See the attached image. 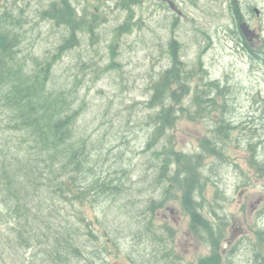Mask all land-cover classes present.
Segmentation results:
<instances>
[{
    "label": "rangeland",
    "instance_id": "obj_1",
    "mask_svg": "<svg viewBox=\"0 0 264 264\" xmlns=\"http://www.w3.org/2000/svg\"><path fill=\"white\" fill-rule=\"evenodd\" d=\"M56 1L0 0V264H264V0H171L179 14L69 0L79 14L65 49L71 29L42 14ZM238 7L260 28L251 56L235 43ZM167 72L184 111L148 144ZM221 117L235 130L220 141ZM187 160L215 235L195 234L172 181ZM71 177L88 189L79 201Z\"/></svg>",
    "mask_w": 264,
    "mask_h": 264
},
{
    "label": "trees",
    "instance_id": "obj_2",
    "mask_svg": "<svg viewBox=\"0 0 264 264\" xmlns=\"http://www.w3.org/2000/svg\"><path fill=\"white\" fill-rule=\"evenodd\" d=\"M61 4H62V7H60L59 9H56L55 6H53L54 10L50 11L49 13H45V15L48 18L49 17L55 18L57 20V22H59V23H62V24L68 23L69 24L67 19H68L69 15H71L72 10H71L70 6L67 4V1L64 0ZM237 13H239V12H237ZM72 39H73V37H71L70 40L68 41V43H66V45H63V47L65 48L66 46H68L69 42H71ZM4 48H5V41H3V38L0 36V49L4 50ZM212 85L214 87L212 89L214 91V93H215V89H217L219 91V94L223 91H225V93H226L227 88L229 87L226 85L225 86L222 85V87H225V89L222 91L220 88L221 87L220 82L215 81ZM170 90H171L170 89V80L168 78V72H167V73H164L159 78V80L153 85V87H152L153 92H152V95L148 101V106L150 108H155V107L159 108L158 112L156 113V115L154 116V118L152 120V134L149 137L150 141L148 142V144H150V142L154 143V140L161 138L165 134L166 129H168L170 127V125L174 122V120L179 117L178 113L180 112L182 114V112L184 111L183 107L179 108V109L174 108L175 104H179L177 102L179 100V91L174 90L172 92ZM179 90H181V89H179ZM203 93L204 92H201L200 95L203 96ZM200 95L198 97H200ZM206 102L210 103L211 106L213 104H215L214 99L210 98V96H208V98L206 99ZM222 107L223 108H221V109L224 112L225 111V109H224L225 105ZM56 126L58 127L59 125L56 124ZM250 128L253 132V136L251 139H253L257 130H256L254 125H251ZM55 129H57V128H55ZM213 130H214V132H213L214 138L219 139L221 141L223 138H228V136L232 132H234L235 127L231 125V123L229 122L228 119L221 117L219 119V125L216 126ZM148 144H147V146H148ZM220 144H221L220 142H218L216 144L217 149H218V146ZM249 145L253 149V152H257V149H256L257 144L252 143V141L250 140ZM260 146L261 145L259 143V148H260ZM259 152L260 151L257 152L258 155H259ZM69 158H71L69 161L70 166L74 171H80V170L82 171L81 167H83V168L88 167V166H86L89 164L88 159H87V163H84L85 162V155L84 154L79 155V154L73 153V155ZM163 161L164 162L161 166V171L164 173L166 170H168L167 168H169V165H171L170 157L165 156V159H163ZM251 162H252V164H255V161L252 160ZM258 166H260V165H258ZM181 167L184 168V171H186L188 173V175L186 177H177V175L175 174V171H173L172 181L174 180V175H175V178H177L178 183H180L183 187L184 195L182 197V207L184 209H186V211L190 214L193 231L195 232V234L197 236H199L201 238L206 237L205 235H208V236L209 235H215V232H214L215 230L213 231V229H212L213 227L209 226L210 224L208 222H206V219L202 213L203 200L201 199V197H199V194L196 193L197 189L195 190V163H191V161L187 160V161H184V165ZM260 167H262V166H260ZM262 168L264 169V167H262ZM81 173H83V172H81ZM17 177L18 176H16V178ZM74 178L75 177H71L69 179L70 181L65 182L64 185L67 186L66 194H69L70 196L74 195V197H73L74 200H80V199H82V197L84 196V194L86 193V191L88 189H86V187L85 188L82 187L81 189L74 187V186L79 185L78 179L76 181V178H75V182L71 183V180H73ZM198 183H200V180L197 181V184ZM18 192H19V190H18ZM198 264H216V263L212 260L204 259V260H201Z\"/></svg>",
    "mask_w": 264,
    "mask_h": 264
},
{
    "label": "flooded vegetation",
    "instance_id": "obj_3",
    "mask_svg": "<svg viewBox=\"0 0 264 264\" xmlns=\"http://www.w3.org/2000/svg\"><path fill=\"white\" fill-rule=\"evenodd\" d=\"M240 11L239 13L236 14V19H235V25H236V31H234V36H235V43L237 46H240L241 49H243L244 51L247 50L249 56L253 55L250 48L252 46H255L256 43L261 41V34H260V28H254L249 20L246 18L247 17V13H245V8L244 11L243 9H241V7L239 8ZM247 9H250L249 7ZM255 10V9H254ZM242 11V12H241ZM259 12V11H258ZM243 14V15H242ZM241 15V16H240ZM246 15V16H244ZM241 25H246V33L249 38H246L244 36V32L241 28ZM250 52V53H249ZM256 54V53H254Z\"/></svg>",
    "mask_w": 264,
    "mask_h": 264
},
{
    "label": "water",
    "instance_id": "obj_4",
    "mask_svg": "<svg viewBox=\"0 0 264 264\" xmlns=\"http://www.w3.org/2000/svg\"><path fill=\"white\" fill-rule=\"evenodd\" d=\"M159 1L167 2L172 10L177 11L176 7L174 6V4L170 0H159ZM177 13H179V12L177 11ZM246 27H247L246 25H241V28H242V30L244 32V36L248 37V35L245 34L246 33Z\"/></svg>",
    "mask_w": 264,
    "mask_h": 264
},
{
    "label": "bare ground",
    "instance_id": "obj_5",
    "mask_svg": "<svg viewBox=\"0 0 264 264\" xmlns=\"http://www.w3.org/2000/svg\"><path fill=\"white\" fill-rule=\"evenodd\" d=\"M244 11V10H243ZM242 12V11H241ZM243 15V14H242ZM241 16V15H240ZM244 16H246V15H244ZM247 18V17H246ZM263 63V62H262Z\"/></svg>",
    "mask_w": 264,
    "mask_h": 264
}]
</instances>
